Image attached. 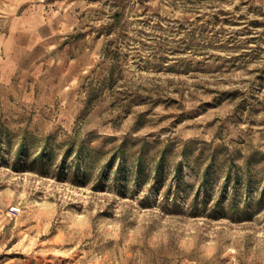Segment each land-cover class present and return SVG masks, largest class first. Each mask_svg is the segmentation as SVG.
<instances>
[{
	"label": "rangeland",
	"instance_id": "1",
	"mask_svg": "<svg viewBox=\"0 0 264 264\" xmlns=\"http://www.w3.org/2000/svg\"><path fill=\"white\" fill-rule=\"evenodd\" d=\"M55 2L0 16V264H264V6Z\"/></svg>",
	"mask_w": 264,
	"mask_h": 264
},
{
	"label": "crops",
	"instance_id": "2",
	"mask_svg": "<svg viewBox=\"0 0 264 264\" xmlns=\"http://www.w3.org/2000/svg\"><path fill=\"white\" fill-rule=\"evenodd\" d=\"M256 1L264 6V0ZM54 6V8L67 11L73 9L76 5L72 0H56ZM44 7H46L45 4L35 6L34 0H0V16L3 17L5 23H9L15 36L19 31L25 32V34L29 33L32 36L35 10L44 9ZM16 46L20 47L15 43L14 36L7 39L0 38V64H5V61L11 58L14 53L17 56V51H14Z\"/></svg>",
	"mask_w": 264,
	"mask_h": 264
},
{
	"label": "built area",
	"instance_id": "3",
	"mask_svg": "<svg viewBox=\"0 0 264 264\" xmlns=\"http://www.w3.org/2000/svg\"><path fill=\"white\" fill-rule=\"evenodd\" d=\"M22 212L21 206H12L9 211V215L14 218L17 217Z\"/></svg>",
	"mask_w": 264,
	"mask_h": 264
}]
</instances>
